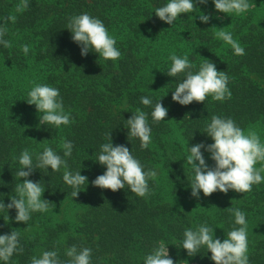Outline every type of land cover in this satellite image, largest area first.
<instances>
[{
  "label": "trees",
  "instance_id": "obj_1",
  "mask_svg": "<svg viewBox=\"0 0 264 264\" xmlns=\"http://www.w3.org/2000/svg\"><path fill=\"white\" fill-rule=\"evenodd\" d=\"M168 2L0 0V27L6 28L2 39L12 45L5 48L0 44V200L10 203L16 195L15 185L25 179L16 176L24 149L35 165L36 155L45 146L51 147L67 161L68 171H80L88 178L73 197L74 189L63 180V167L59 171L50 166L48 170L34 169L27 179L44 188L41 199L48 200V210L32 212L28 222L14 219L15 208L0 212V235L18 232V248L23 249L0 264H31L32 257L39 258L44 251H56L61 264H67L71 258L66 251L73 245L78 251L92 249L91 264H144L146 255L161 241L174 264H215L206 246L188 256L187 250L175 244L183 241L185 229L195 230L202 224L213 227L214 239L223 241L229 231L240 227L229 207L245 213L249 264H264V181L253 184L250 192L217 190L205 196L201 191L194 197L187 173L191 168L186 163L189 147L214 143L204 132L213 115L231 118L242 130L264 117V88L252 77L264 80V10L258 18L254 16L257 9L264 8V0H248L250 5L260 2L261 6L246 14L225 16L228 32L245 50L243 56L215 38L211 15L207 23L199 19V0H194V12L180 14L173 25L155 15V9ZM85 13L100 19L108 33L116 30L121 35L115 45L121 52L118 60H104L91 50L81 55V45L73 41L66 27L71 17ZM6 17L15 20L6 21ZM159 37L170 39L178 57L188 56L195 65L190 69L193 74L205 62L226 72L231 98L214 101L208 96L204 102L188 105L173 101L172 93L186 73L170 77L167 70L172 61L157 60L144 46L146 40ZM25 44L29 46L27 55L21 51ZM36 84L59 90L64 111L70 114L69 125H40L41 114L25 96ZM144 96L151 99L150 106L141 103ZM159 101L168 112L157 124L151 113ZM137 108L147 114L151 128L147 149L140 148L138 138L128 139L127 119ZM108 133L114 146L129 148L145 172L159 166L163 184L148 180L146 197L135 195L127 185L117 191L94 186L92 181L106 171V165L96 160L100 146L110 142ZM65 140L73 143L69 157L60 147ZM201 151L207 165L214 167L211 153L206 147ZM176 196L191 199L194 210L178 205L173 200ZM65 201L79 209L76 220L52 221L50 210ZM7 215L9 220L4 219Z\"/></svg>",
  "mask_w": 264,
  "mask_h": 264
},
{
  "label": "clouds",
  "instance_id": "obj_2",
  "mask_svg": "<svg viewBox=\"0 0 264 264\" xmlns=\"http://www.w3.org/2000/svg\"><path fill=\"white\" fill-rule=\"evenodd\" d=\"M199 2L204 4L207 0H199ZM213 2L218 12L226 14L240 15L251 7L248 0H213ZM195 8L194 0H169L166 5L155 9V15L160 20L173 25L180 14L192 13ZM199 19L207 23L210 16L200 14ZM5 20L14 21L15 17H6ZM66 28L71 31L73 41L81 45L82 56L87 55L91 50L98 53L104 60L116 61L121 57V52L115 47L116 39L109 35L100 19L91 17L87 13L81 14L71 17ZM5 33L6 28L0 27V44H3L5 48H11V42L2 39ZM214 36L231 45L235 55H245L244 48L233 39L230 32L221 28L214 33ZM21 51L27 55L29 46L22 45ZM169 59L172 64L167 70V75L176 77L180 73H186V78L178 83L172 93L173 101L188 105L193 101L204 102L208 96H211L214 101L231 98V92L227 87L229 78L226 72L218 71L214 63L201 64L199 71L193 74L190 69L195 65L190 63L187 55L181 58L173 53ZM160 101L156 103L151 113L153 122L157 124L165 119L168 112ZM27 103L34 104L38 113L41 114L40 125H52L59 128L61 125H69L72 122L70 114L64 111L63 100L57 88L46 84H36L28 92ZM141 103L150 106L152 101L144 96L141 97ZM127 125L129 141L132 138H138L140 148L147 149L151 143V128L147 122V114L137 108L135 113L127 119ZM204 132L212 138L214 143L207 146L197 143L189 147L190 154L186 156V163L191 168V172L187 171V173L192 196L199 197L201 191L205 196H210L217 190L224 193L230 189L238 193L250 192L253 184L264 181V176L261 175L264 173V144H261L255 131L250 130L245 134L231 118L213 115L211 123L207 125ZM107 135L110 142L100 146L101 152L96 160L101 165H106V171L97 176L92 184L112 191L123 189L127 185L135 195L146 197L149 195L148 180H155L157 172L153 169L145 172L143 165L134 158L128 147L114 146L111 133ZM60 147L65 157L71 156L73 149L71 141L65 140ZM205 147L211 153V159L215 161V166L212 168L207 165L201 151ZM258 162H261V167L257 169L255 165ZM19 164L21 170L16 172V176L25 179L15 185L16 195L11 196L10 203L5 205L0 200V212L7 213L8 209L15 208L16 221L28 222L32 212L48 210V200L41 199L44 188L40 186V183L27 179L34 169L48 170L50 166L52 171H59L63 167L65 169L63 180L74 189L73 197L78 196L79 188L85 181L88 183V178L81 175L80 171L75 174L68 171L67 161L51 147L45 146L43 152L36 155L35 165H33L32 155L24 149L19 157ZM228 210L234 214L235 224L240 227L229 231L227 238L223 241L219 238L214 239L213 227L202 224L195 230L185 229L183 241L175 245L187 250L188 256H195L202 246H206L211 252L210 259L215 264H249L245 213L238 208L229 207ZM4 219L9 220V216L7 215ZM19 235L18 232L0 235V260L8 262L14 252L23 251L22 248H18ZM91 254L92 249L85 247L78 251L73 245L66 251V255L71 258L67 264H91ZM31 264H61V261L56 251H44L39 258L33 256ZM144 264H174V261L169 257L168 247L161 241L158 247L146 255Z\"/></svg>",
  "mask_w": 264,
  "mask_h": 264
},
{
  "label": "rangeland",
  "instance_id": "obj_3",
  "mask_svg": "<svg viewBox=\"0 0 264 264\" xmlns=\"http://www.w3.org/2000/svg\"><path fill=\"white\" fill-rule=\"evenodd\" d=\"M259 3H255L252 4L251 7L249 9H254L255 6H261L259 5ZM202 12L201 14H205L203 12L206 11V13L208 15H211V20H212V25H213V30L214 32L221 30V28H223L224 31L228 32L229 30V25L226 23V19L225 16L227 15L226 13H222V12H218L215 9V5L213 0H207V3L202 4ZM264 10L263 6L260 7L259 9H257L255 11V18H258L261 14L262 11ZM242 14H246L242 13ZM109 35L114 37L116 40L121 38L120 34H116V30H110ZM170 39H168L167 37H159L157 40H154L153 42H149L148 40H146V42L144 43L145 47H148L150 53L157 58V60L161 61V62H169V56L173 53H176L177 50L175 48V45L173 44V47L169 44ZM223 46H227V44L225 42L221 43ZM185 53V50L182 52V54ZM148 64H146L147 67ZM263 88H264V80L260 79L258 77L252 76ZM23 79L22 77H19L17 79ZM6 80L10 83V77H8V75H6ZM16 80V79H15ZM15 80L11 81L14 82ZM21 91V90H19ZM15 94H17V92H14ZM25 96L28 97V92L25 93ZM28 99V98H27ZM255 131L259 138H260V142L261 144H264V117L260 120H258L256 123L248 126L246 129H244V133L247 134L248 131ZM198 163V161H197ZM255 167L258 169L261 167V162H258ZM155 171L157 172V176H156V181H158L159 183L163 184V171L159 166H156ZM262 176H264V173H261ZM165 189L167 190L168 187L167 185H165ZM173 200L177 202L178 205L185 207V208H189V209H193L195 208V203L189 199V198H185V197H180V196H176L173 197ZM50 217H52V221H57V222H61L62 220H70L72 222H74L77 218V214L79 212V209H77L76 207H74L73 205H71L70 203H68L67 201L63 202L59 207L55 208V209H51L50 210ZM264 231V230H263Z\"/></svg>",
  "mask_w": 264,
  "mask_h": 264
}]
</instances>
